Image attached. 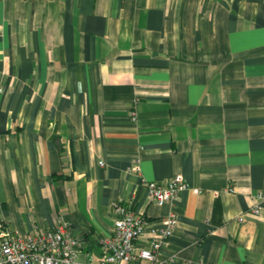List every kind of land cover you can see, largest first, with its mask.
I'll return each mask as SVG.
<instances>
[{
    "label": "crops",
    "instance_id": "0c3cea01",
    "mask_svg": "<svg viewBox=\"0 0 264 264\" xmlns=\"http://www.w3.org/2000/svg\"><path fill=\"white\" fill-rule=\"evenodd\" d=\"M176 175L164 264H264V0H0L3 229L97 261L112 203L159 222Z\"/></svg>",
    "mask_w": 264,
    "mask_h": 264
},
{
    "label": "built area",
    "instance_id": "2783aa9c",
    "mask_svg": "<svg viewBox=\"0 0 264 264\" xmlns=\"http://www.w3.org/2000/svg\"><path fill=\"white\" fill-rule=\"evenodd\" d=\"M130 116L134 121L136 111ZM144 185L151 201L158 206L169 205L167 215L159 222L150 221L113 202V230L99 239L104 251L101 259L78 260V240L67 224L59 221L52 229L26 234H13L0 225V264H164L159 251L173 235L178 221L174 201L190 187L181 175L166 181H144ZM193 190L200 193L198 188ZM251 212L259 214L260 207L254 205Z\"/></svg>",
    "mask_w": 264,
    "mask_h": 264
}]
</instances>
